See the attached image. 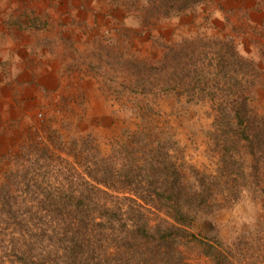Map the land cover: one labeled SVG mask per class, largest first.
I'll return each instance as SVG.
<instances>
[{"label":"rangeland","instance_id":"rangeland-1","mask_svg":"<svg viewBox=\"0 0 264 264\" xmlns=\"http://www.w3.org/2000/svg\"><path fill=\"white\" fill-rule=\"evenodd\" d=\"M176 2L0 0V186L23 167H128L127 144L167 152L186 186L216 189L187 228L181 264H219L212 248L221 264H264V0ZM190 42L206 52L201 88L217 101L162 92L153 69ZM226 44L245 68L224 70ZM242 90L258 135L215 109Z\"/></svg>","mask_w":264,"mask_h":264},{"label":"trees","instance_id":"trees-1","mask_svg":"<svg viewBox=\"0 0 264 264\" xmlns=\"http://www.w3.org/2000/svg\"><path fill=\"white\" fill-rule=\"evenodd\" d=\"M176 1L175 8L184 11L208 0ZM170 10H159L157 15L168 16ZM224 47L226 53L217 55L224 70L229 72L235 63L245 68L233 46ZM205 55L203 47L190 42L161 62L153 72L159 73L162 92L181 88L177 93L191 102L208 96L219 100L218 91L201 88L212 73L205 68ZM238 97L216 106L221 123L232 128L236 119L244 126L240 132L258 135L248 93L239 91ZM124 148L128 167L10 171L0 186V264H181L179 247L187 228L208 208L205 197L216 189L213 184L201 190L186 186L167 152L151 155L131 144ZM25 195L31 198H22ZM153 216L158 221L153 222ZM203 244L205 249L207 243ZM211 250L221 264V253Z\"/></svg>","mask_w":264,"mask_h":264}]
</instances>
